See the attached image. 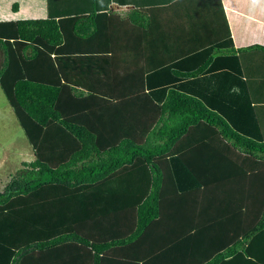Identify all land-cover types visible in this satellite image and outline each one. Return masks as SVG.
<instances>
[{"label": "trees", "instance_id": "16d2710c", "mask_svg": "<svg viewBox=\"0 0 264 264\" xmlns=\"http://www.w3.org/2000/svg\"><path fill=\"white\" fill-rule=\"evenodd\" d=\"M183 1L0 19V85L35 154L0 190V264L79 247L84 264L133 247L135 264H264V45L236 47L225 18L200 47L196 23L167 28Z\"/></svg>", "mask_w": 264, "mask_h": 264}, {"label": "crops", "instance_id": "0c3cea01", "mask_svg": "<svg viewBox=\"0 0 264 264\" xmlns=\"http://www.w3.org/2000/svg\"><path fill=\"white\" fill-rule=\"evenodd\" d=\"M205 1L206 0H184L183 3H178L176 6H174V4L169 9L170 11L167 13L168 15L165 17V19H167L166 22L169 23L167 28H169L171 31H175L177 29L176 31L187 32L192 28L193 23H196L195 29L199 31V37L203 40V43L200 44V47L202 46L206 48L208 45L210 46L213 44L212 41L217 37L216 33L218 30L216 26H209V23L211 22L214 24H219L224 22L226 18L228 22L227 25L231 31L234 45L236 47L247 46L255 43L264 45V0H222L221 3L223 5V11L219 7L218 3V5L214 3L213 6L206 8V4L204 5ZM139 2L140 0H130L128 2L129 4H120L117 1L112 0V2L109 4V8L112 12L125 16L133 7H135V4ZM70 10L71 12H75L78 10V6H71ZM47 11V0H0V19H19L24 17H32L24 15H43V17H45L47 15ZM185 42H188L189 45L192 44L191 38H188L185 40ZM195 44H197V41H195ZM184 45L186 44L183 43L182 46ZM226 66L232 67L234 64L231 60H228V62L224 61L222 67ZM205 83L207 84L208 81ZM260 92L264 93L263 90ZM34 159L35 154L33 152L32 155L28 156V158L24 157L19 159L16 167L19 169L22 162L32 161ZM3 166L4 165H2V167ZM11 175L12 174H10L5 181H2L5 184L1 182L3 186L0 188V190L4 189ZM106 189H110V187L107 186ZM250 194V197L249 194L245 195L247 203L248 199L252 198L253 196L252 193ZM105 195L107 196V198L103 199L106 201L105 203L112 205L113 201H115L112 199L113 193L110 192L106 193ZM173 198L178 199L176 195H173ZM173 198L172 196L166 198L165 206L174 204L175 199ZM184 213V216H182L181 221L179 222V228L187 227L188 222L186 214H188V212ZM173 215L170 217V220L174 219ZM168 221L169 220H161L160 229H156L155 233L153 234L154 237H163V233L169 231V229L164 231V227L169 228V225H167ZM84 250L87 249H82V247H79V249L72 250L71 254H66L64 251H61L64 254V256L61 257H58V255L55 253L58 250L55 252L52 251L49 253L50 255L48 257H40L39 264H46L48 262H51L49 264H84L90 259V256L86 254ZM73 251H77V255H75ZM122 254L125 255L121 256ZM122 254L120 255L121 260L115 261L112 264L137 263L134 260L135 254H137V249L135 247L128 249V253H126V251L123 249Z\"/></svg>", "mask_w": 264, "mask_h": 264}, {"label": "rangeland", "instance_id": "374dc122", "mask_svg": "<svg viewBox=\"0 0 264 264\" xmlns=\"http://www.w3.org/2000/svg\"><path fill=\"white\" fill-rule=\"evenodd\" d=\"M24 16H32L24 18H38L43 15ZM32 153V145L0 85V188L3 186L2 181L20 169L16 167L18 160L28 158Z\"/></svg>", "mask_w": 264, "mask_h": 264}]
</instances>
